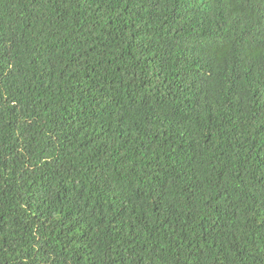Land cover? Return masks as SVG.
<instances>
[{"label": "trees", "instance_id": "trees-1", "mask_svg": "<svg viewBox=\"0 0 264 264\" xmlns=\"http://www.w3.org/2000/svg\"><path fill=\"white\" fill-rule=\"evenodd\" d=\"M0 264H264V0H0Z\"/></svg>", "mask_w": 264, "mask_h": 264}]
</instances>
